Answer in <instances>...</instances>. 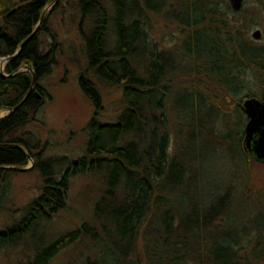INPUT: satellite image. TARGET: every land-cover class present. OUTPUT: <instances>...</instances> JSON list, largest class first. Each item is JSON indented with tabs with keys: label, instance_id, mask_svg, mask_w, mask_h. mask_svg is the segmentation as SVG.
I'll return each instance as SVG.
<instances>
[{
	"label": "trees",
	"instance_id": "obj_1",
	"mask_svg": "<svg viewBox=\"0 0 264 264\" xmlns=\"http://www.w3.org/2000/svg\"><path fill=\"white\" fill-rule=\"evenodd\" d=\"M53 1L6 0L0 6V58L21 47L0 73V110L8 111L0 116V212L12 173L32 161L31 169L42 179L40 192L19 219L0 225V249L66 208L74 176L97 171L104 187L93 209L97 228L89 233V250L95 247L96 252L93 261L81 264H264V212L243 216L233 210V194L249 190L248 176L243 185L231 177L226 187L207 198L203 194L212 133L213 144L225 143L250 160L242 143L247 117L241 102L255 94L246 73L264 85V45L248 36L256 21L242 15L246 0L238 11L228 0H56L55 12L65 6L80 18L76 31L87 68L81 69L78 84L94 109L83 154L72 160L43 157L39 138L19 133L26 110L41 102L38 80L50 74L62 49L47 27L51 11L43 15ZM251 1L264 12V0ZM156 13L171 20L181 37L180 51L160 48L152 39L149 16ZM43 34L51 39L47 51L41 49ZM178 52L182 59L175 64ZM186 58L193 64L182 74L179 67ZM23 66L34 72L36 84L20 104L32 82L31 71ZM172 72L187 86L175 104L177 114L197 126L190 132L174 125V116L165 111ZM99 80L122 89L125 104L114 121L98 119L103 106ZM221 94L238 101L237 129L212 126L203 136L198 127L207 116L205 105L219 111L215 98ZM260 97L264 100V93ZM87 231L85 224L69 230L21 264H50Z\"/></svg>",
	"mask_w": 264,
	"mask_h": 264
},
{
	"label": "rangeland",
	"instance_id": "obj_2",
	"mask_svg": "<svg viewBox=\"0 0 264 264\" xmlns=\"http://www.w3.org/2000/svg\"><path fill=\"white\" fill-rule=\"evenodd\" d=\"M5 1L0 0V6ZM108 1L110 2V0ZM243 8L242 15H245V18L248 19L254 17V21H256L249 29L248 36L253 42L264 45V12L261 11L259 5H255L251 0H246ZM50 11L47 27L55 33L56 40L60 42L62 49L57 55L58 62L52 66L50 74L38 80V84L43 91L40 98L41 102L35 109L28 108L26 110L27 122L23 128L19 129V133L25 132V137L32 134L39 138L40 147L44 145L43 157L58 158L65 156L72 160L83 154L89 135L87 124L94 113L93 106L78 84V75L82 71L81 69L85 70L87 68V61L84 56L82 40L76 31L79 16L77 14L73 15L65 6H62L56 12L52 7H49L47 12ZM149 22L151 37L158 43L160 48L170 47L174 51L182 49L180 45L181 37L175 32L174 25L169 18L163 16L162 13H156L149 16ZM256 28H259L262 32L260 39L252 37V32ZM40 39L43 45L42 51H47L51 41L50 37L43 34ZM181 59L182 52L176 53L174 57L175 64ZM7 61L8 59L5 57L0 58V73L4 72ZM183 63H185L184 60ZM192 64L193 60L186 58V63L179 67L180 73L187 72L185 70L188 68L185 69V67ZM170 74H173V72ZM170 77L171 84L168 96H166L165 111L170 117L174 116L172 120L174 125H184L185 131L190 132L197 126L192 121L191 124L187 122L188 120L184 115L177 114L179 113L176 111L178 105L175 104L176 97L187 90L186 83L182 82V77H179L177 72ZM245 80L251 84V91L255 93L253 97L260 99V94L264 93V85L255 78L254 73H246ZM185 81L189 83L188 80ZM96 84L103 105L98 119L101 121H114L125 104L122 89L117 85L105 84L100 80ZM188 98L192 99L190 94H188ZM215 100L219 111L213 110L212 107L206 109V103H204L205 110L202 113H207V116L201 126L198 127L203 136H207V132L212 130V126L216 130L217 126L233 131L237 129L235 126H237V113H239L236 109L238 101L223 94ZM7 112V110L1 109L0 116L7 114ZM218 113H226V115H218ZM216 123L219 125H216ZM213 135L214 133H212L211 146L206 155L209 160L203 165L209 181L207 185L205 183L203 188L205 198L214 193L217 187L221 189L226 187L231 177H234V180H238L240 185H243L248 176V191L250 192L246 191L244 195L238 189L233 194V200L235 201L233 210L243 216L248 215V213H263L264 161L255 160L248 152L246 154L250 157V160L248 162L244 161L238 150L232 153L225 147V143L224 145L222 143L213 144L215 140ZM171 136L173 137V135ZM173 139H171L170 144L172 153L175 148ZM32 165L33 162L29 161L25 166L26 169L17 170L11 174L9 192L1 201L0 225L18 220L23 212V207L40 192L42 179L37 170L31 169ZM62 165V163H59L56 166L60 168ZM103 183V177L97 171L74 176L69 186L66 208L48 220L39 222L31 230L32 233L17 239L13 246L0 249V264H21L61 234L79 226L82 228L84 224L88 230L86 235L84 234L72 245L62 249L50 264H81L84 261H93L96 249L94 247L89 250L91 241L89 233L90 230L97 228L93 218V209L97 198L103 191ZM180 200L181 198L178 197L175 201L179 207L181 205ZM100 247L103 251L104 246L100 245ZM98 250L100 249L98 248Z\"/></svg>",
	"mask_w": 264,
	"mask_h": 264
},
{
	"label": "water",
	"instance_id": "obj_3",
	"mask_svg": "<svg viewBox=\"0 0 264 264\" xmlns=\"http://www.w3.org/2000/svg\"><path fill=\"white\" fill-rule=\"evenodd\" d=\"M233 10H240L243 6L244 0H228ZM56 2L54 0L43 12V15L48 10L49 7ZM43 15L41 19L43 18ZM40 19V21H41ZM40 21L38 25L40 24ZM32 31V33L25 39L27 41L35 32L38 27ZM262 36V32L259 28H256L252 32V37L254 39H260ZM24 41V42H25ZM23 44V43H22ZM21 47L10 57H5L6 59L13 58L19 51ZM24 69H29L32 73V82L29 90L21 100L20 104L26 100L32 89L35 87L36 84V77L35 74L30 68L27 66H23ZM1 74H4L1 72ZM241 108L245 113L247 120L244 125V139L243 144L245 150L257 161H264V100L259 99L257 97H248L245 98L241 103ZM27 167L22 168L23 170Z\"/></svg>",
	"mask_w": 264,
	"mask_h": 264
}]
</instances>
